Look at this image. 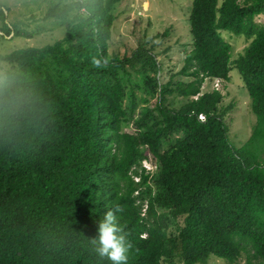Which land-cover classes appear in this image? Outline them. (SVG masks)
<instances>
[{
  "label": "trees",
  "instance_id": "trees-1",
  "mask_svg": "<svg viewBox=\"0 0 264 264\" xmlns=\"http://www.w3.org/2000/svg\"><path fill=\"white\" fill-rule=\"evenodd\" d=\"M117 1L52 5L46 16L69 15L61 37L0 54L35 100L14 127L0 123V264H112L90 241L117 205L126 264H173L174 255L204 263L209 254L234 264L241 253L244 264H264V23L254 20L264 0H190V47L177 69L190 79L159 86L149 48L107 53ZM221 29L248 39L234 59ZM135 62L152 93L142 102L126 69ZM232 66L255 115L238 146L217 108L221 93L200 91L204 77L228 80ZM166 95L183 100L170 107ZM129 119L135 129L122 130ZM141 146L158 161L155 175Z\"/></svg>",
  "mask_w": 264,
  "mask_h": 264
},
{
  "label": "rangeland",
  "instance_id": "rangeland-1",
  "mask_svg": "<svg viewBox=\"0 0 264 264\" xmlns=\"http://www.w3.org/2000/svg\"><path fill=\"white\" fill-rule=\"evenodd\" d=\"M66 1L70 0H0V54L26 45L39 46L61 37L69 15L58 19L45 14L52 5H61ZM238 1L242 2V0ZM189 7L190 0H118L112 10L114 18L107 40V53L123 57L130 55L133 49L141 45L149 48L154 55L157 63L155 78L158 86L167 80L190 79L177 73V69L182 64L183 55L190 47L187 19ZM254 20L264 23V14H255ZM11 28L32 32L39 30L31 36L12 34V31L4 33L6 29ZM220 34L230 43V59H234L241 53L248 42L244 34H235L227 29H221ZM138 63L135 62L132 67L127 65L126 69L130 72L131 84L137 83V87L134 88L136 100L142 102L150 98L152 93L148 92V86L139 80L142 76L133 70ZM228 73V80L218 78L216 87L213 85L215 77H204L200 91L217 89L221 93L217 108L223 111L222 120L227 127L228 141L238 146L250 134L255 115L249 108V96L237 69L232 66ZM154 98L150 99L149 105H152ZM182 100L180 96L166 95L165 102L168 101L170 107H176ZM121 129L131 131L135 128L129 119L122 121ZM141 147L146 155L141 159V164L155 175L158 170V161L146 148ZM134 179H136L135 176ZM154 179L150 177L152 192L158 191ZM159 193L164 195L163 191ZM162 208L173 209L170 205H164ZM173 259V264H181L176 255ZM244 259V253H241L234 264H244ZM194 264L229 263L223 257L209 254L204 263Z\"/></svg>",
  "mask_w": 264,
  "mask_h": 264
},
{
  "label": "clouds",
  "instance_id": "clouds-1",
  "mask_svg": "<svg viewBox=\"0 0 264 264\" xmlns=\"http://www.w3.org/2000/svg\"><path fill=\"white\" fill-rule=\"evenodd\" d=\"M96 68H103L107 62L92 58ZM35 103L32 93L27 90L16 70L0 61V123L14 127L16 117L30 112ZM122 209L117 205L104 212L99 221L97 236L90 243L93 251L101 258H107L112 264H126L127 252L131 248L127 234L117 221V213Z\"/></svg>",
  "mask_w": 264,
  "mask_h": 264
},
{
  "label": "built area",
  "instance_id": "built-area-1",
  "mask_svg": "<svg viewBox=\"0 0 264 264\" xmlns=\"http://www.w3.org/2000/svg\"><path fill=\"white\" fill-rule=\"evenodd\" d=\"M217 84H218V78L215 77V78H214V81H213V85L216 87ZM203 116H204V115H203L202 113H198V114H197V117L200 118V119H202Z\"/></svg>",
  "mask_w": 264,
  "mask_h": 264
}]
</instances>
